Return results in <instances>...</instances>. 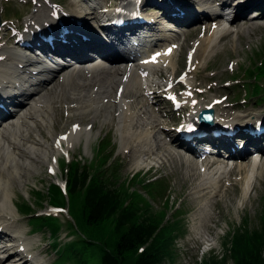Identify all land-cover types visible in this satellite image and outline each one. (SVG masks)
I'll return each instance as SVG.
<instances>
[{
    "label": "bare ground",
    "instance_id": "6f19581e",
    "mask_svg": "<svg viewBox=\"0 0 264 264\" xmlns=\"http://www.w3.org/2000/svg\"><path fill=\"white\" fill-rule=\"evenodd\" d=\"M118 1L119 4L127 1L130 4L133 3L135 10L142 14L143 9H145L144 6L147 9V6L153 5L163 12L161 16L181 27L201 20L206 22L203 23L201 38L192 44L188 42L184 47V49L192 50L191 68L184 73L182 78L186 85H180L178 88L174 86L182 60L177 61L179 67H176L177 63L176 66L174 64L176 50L172 48L171 51H168V48L174 46L177 37L169 39L168 35L163 34L162 37L164 38L161 40V45L152 51H148V42L145 45L140 32H134L132 36L135 38L132 40L130 37L123 40L119 34L112 39L109 37L110 32L96 26L97 13H95V18L90 16L94 12L83 11L85 9L76 5L74 1L67 5L69 6L68 9L59 5L53 8V6L37 1L34 12L24 21L25 28L21 32L22 37L30 40L31 43L42 45L43 50L49 53V46L36 39V35L39 32L53 34V50L58 52L61 57L66 53L67 57H71L75 61L73 64L75 67L70 70L67 68L71 65L60 66L56 62L54 63L57 67H53L44 64L38 57L30 56L27 58L26 55L31 48L19 49L18 46L15 49L0 44V94L6 96L0 95V104L11 106L9 108L13 107L14 109L11 111L8 107H6V111L0 109V119L5 117L1 122L2 125L0 124V264L9 258L12 252L17 253L12 264H38L37 254L31 251V240L24 236L15 218L17 215L14 211L16 204L13 202L12 196H14L16 185L21 186V179L34 178L37 164L41 162L48 163L47 168L53 170L52 177L57 184L62 182L56 175V163L60 160L58 157L60 158L63 153H68L73 143H78L80 140H84L85 143L89 142L92 130L85 123L90 120V117L100 120L108 115L113 116L112 122L119 132L120 151L124 155L129 154L134 159L136 170L147 166V160H150L155 152L162 153L161 157H164L167 162L184 166L187 169L185 176L175 171L172 172V176L176 182H181L184 190L192 187L191 199L185 202L186 207L193 208L194 205H199L204 212L193 214L190 238L179 241L178 247L202 244V252H205L203 256L211 249L220 247L222 245L221 237H218V233H212L211 224L217 227L218 222L223 220V215L215 211L223 207L227 201L231 202L238 195L243 200L247 198L246 201L251 202L248 196L255 190L252 180L262 173L264 167V163L261 165L260 160V156L264 153V141L242 142V147L250 144L256 152L249 160H243L247 154L246 151L238 150L231 153V159L240 160L234 161L229 171H226L224 167L222 168L218 160L212 162L205 160L201 163V167H203L201 181L196 185L200 179L196 172V162L185 160L179 154L175 155L173 150L182 149L192 153L191 155L196 158L201 156L202 151L190 143L181 142L178 138L179 129L174 134H170L161 120V111L154 108L157 103L162 101V96L157 95L156 88H168L164 92L173 95L174 89L178 90L182 87L185 91L181 93L179 100L181 105L189 107L184 122L192 127L194 133L201 132L200 128L203 126L202 124L201 127L197 125L201 123L202 117L199 120L196 118L203 111L210 110V121L211 118L212 121L210 125L202 129V132L207 133L206 131H210L212 127H217L216 125L220 124L229 126L238 134L242 129L243 122L241 121H244L245 117H235L233 116L234 113L231 116H229L230 113H226L228 116L224 114L225 108L221 104H214L217 98L214 96L204 97L202 93L197 91L204 86L202 84L195 85L193 79L201 77L202 70L198 71L197 69L204 70L208 67L209 59L214 54L216 55L221 42L230 34H234L237 39V43L232 44L236 50L243 46L244 35H247V41H249L250 37L256 34H251L254 30L249 29L250 27L238 31H232L231 28L233 22L249 10L257 9L255 14L257 13L258 17L263 16L264 0ZM209 5H215L217 10L222 8L230 10L232 16L229 18L228 14L225 16L219 14L215 12L216 9L210 10L212 12L209 14L207 11L205 12V8H209ZM106 10L107 8L101 10L103 16L106 15ZM259 10L260 13L256 12ZM54 11H56V16H54ZM143 15L146 16L147 13L144 12ZM147 18L150 21L152 16ZM152 20L156 22L158 17ZM63 27L69 31L67 35L61 34ZM198 33L199 31H189L185 34L191 41ZM64 40L66 41L65 44L62 43ZM16 44L18 45V42ZM120 51H139L144 55L137 60L124 59L117 55ZM94 54L97 55L96 58H94ZM255 54L256 59L264 57V49L262 53L257 52ZM154 55H156L155 62L149 63V59ZM255 63L252 62L250 68H254ZM200 65L202 66L199 68ZM60 74L63 81L61 85H57L54 90H49L45 96L42 95L33 99L44 92V85L50 84L55 75ZM38 75L45 77L40 78ZM153 76H157L162 83L158 84L150 80ZM209 80L206 79V81ZM28 85L30 88L26 89V92L21 95L17 93L19 87ZM210 90L211 88L207 91ZM10 96L12 102L16 104L9 102ZM174 98L178 99L177 97ZM54 104L56 106H53ZM50 112L56 114V123L48 136L45 131L49 128L47 123ZM65 115L67 118L66 125L58 126V121ZM67 123L69 124L68 127ZM159 134L165 136L167 140L164 142L162 138L158 137ZM233 138L236 140L234 144L239 143L237 135ZM205 139L213 140L208 134ZM191 140L193 143L197 142L195 138ZM255 140L258 138H254ZM201 141L202 139L198 140V142ZM213 143L215 144L213 149L215 148L216 151L224 148L222 142L214 141ZM42 157V161H39ZM62 163L61 161L60 165ZM161 167L158 171L161 170ZM236 174L241 176V182L230 183L231 187L226 188L220 195V189L224 185L222 176ZM261 194L256 198L255 203L260 201ZM21 206L28 208L26 204H21ZM207 207L214 211L213 215L206 212ZM241 210L244 213L243 207L239 209V212ZM259 221L261 226L255 230L249 228L247 222H245L247 223L245 228L232 230L226 245L233 246L232 240L236 237L235 234L241 230L251 231L252 235L256 232L262 234L264 230V197L261 199ZM171 223L174 226L180 225L178 231ZM167 224L168 232L184 233L179 220L169 221ZM209 234H213L217 240L215 241ZM8 241L13 242L15 250L9 247L12 243L7 244ZM171 247H174V243Z\"/></svg>",
    "mask_w": 264,
    "mask_h": 264
},
{
    "label": "rangeland",
    "instance_id": "374dc122",
    "mask_svg": "<svg viewBox=\"0 0 264 264\" xmlns=\"http://www.w3.org/2000/svg\"><path fill=\"white\" fill-rule=\"evenodd\" d=\"M40 1L43 3H56V5L64 6L65 9H68L69 6L67 5L74 1L76 5H79V7L81 6L85 10L88 9L86 2H89L88 0ZM98 2L101 4H113L115 0H98ZM34 3H36V0H0V21L2 22L0 27V44L15 49L18 47L15 45V41L18 39L17 35H20L19 33L24 30V21L34 12ZM70 7L74 8L72 5H70ZM147 7L148 8L146 9V6H144L145 9H143V14L144 12L147 13L145 17L152 16V18H156L160 16L158 10L153 8L155 6L150 5ZM215 9V5H209V8H205V12L207 11V13H210L212 12L210 10ZM255 10L257 9L249 10L239 19L235 20L231 30L238 31L250 27L249 29L252 28L254 30L251 34H256L251 36L249 41H247V35H244L243 46L237 50L232 46V44L237 43V39L234 34H230L228 38L221 42L216 55L214 54V56L209 59L208 67L204 70L197 69L198 71L202 70L201 77L199 79H193L195 85L202 84L204 86L197 90L202 93L204 97L214 96L217 98L214 104L220 102L219 104L225 108L226 112H224V114L230 113L229 116H231L234 113L233 116L235 117H245L244 121H241L243 122V125L261 122L262 117L259 119L256 118L264 114V76L258 80L249 79L251 77L264 75V73L256 72L249 74L250 71L244 72L245 70L251 69L250 66L252 65V62H256L255 64L259 63L261 58L256 59L255 53H262V50L264 49V15L256 17L257 13L255 14ZM217 12L221 11L217 10ZM223 12L226 14L229 10H223ZM256 12L260 13L261 11L259 10ZM203 23L206 22L203 20L191 22L184 27L173 28L172 30H176L177 33L170 31L166 33L170 39L177 37L175 42L179 44V49L174 56L175 66L179 59L182 60L181 66L179 67L178 63L176 66L179 67V71L175 78V87L182 84L186 85V83L182 81V77L186 70L190 69V64L186 59L189 49H184V47H186L188 42L192 44L197 41V39L201 38L203 34ZM157 26L158 29L162 27H173L170 22L163 18H158ZM11 29H14L16 34H13ZM189 31H199V33L195 38L189 41L186 37L187 34H185ZM162 34V32L159 33L158 31V35ZM29 55L36 56L35 53H29ZM41 60H43V58H41ZM44 60L47 64L56 66V63H52V61L50 63L49 60ZM60 62L61 64L64 63L65 65H71L67 69L73 70L75 67V65H73L75 61L70 57L65 56ZM201 66L202 65H200L199 68ZM38 76L40 78L45 77L42 75ZM206 79L210 80L206 81ZM151 80L154 83H162L157 76H153ZM61 83H63L61 74L55 75L54 80L50 84L43 86L45 89L44 92L35 96L33 99L42 95L45 96L49 90H54L55 87L59 84L61 85ZM254 87L261 89V97H250V94L248 93H250ZM209 88H211V90L208 92L207 90ZM161 89L163 88H156L157 95H163L161 94ZM184 91L180 90L176 94L180 95ZM22 93L21 90L19 94L21 95ZM161 99L162 101L157 103L154 109L161 111V120L165 125L166 130L170 132V134H174L175 129L183 122L189 107L183 105L180 109L173 111L170 103L163 97H161ZM53 106L56 105L54 104ZM2 107L3 108L1 109L5 111V107ZM91 118L92 117H90V120L85 123L91 127L92 130L89 142L85 143L84 140H80L78 143H73L69 148L68 153L61 154L60 158L57 155L58 159H60L59 162L56 163L57 177L65 183L67 179L66 172L72 167L71 162H78V166L83 172L92 175V177L98 180L107 182V184L117 192L126 189L128 182H130L128 189L135 192L138 196H141L143 198L142 200L146 203L148 202L150 205L149 212L148 208L147 210L144 209L142 204L139 203L137 205L138 217H146L148 221L153 222L160 228H165L166 225L168 226L167 222L169 221L179 220L184 233H180V235L177 236L173 234L170 235L171 240L176 239L173 242L174 247L170 248L167 245V252L163 256L161 264H236L233 259L234 245L236 244V241H238V238L240 237H247L246 239H249L253 235L251 231L241 230L236 234L233 233L236 235L232 240L234 243L233 246L230 247L226 245V243L232 230H237L241 227L244 228L247 223L248 227L254 230L261 226L259 215L261 213V199L264 197V167L262 168V173L259 174L256 179L252 180L255 190L248 196L251 202H247V198L243 200L242 197L238 195L234 197L231 202L227 201L224 203L223 207L215 211L216 213L220 212L223 215V220L218 222L217 227L211 224V227L213 228L212 233L219 234L218 237H221L222 245L207 252V254L203 256L200 253L198 254L195 246L178 247L179 241L190 238L191 219L193 214L204 212L199 205H194L193 208L186 207L185 202L191 199L190 193L192 192V187L188 190H184L181 182H176V179L172 176L173 171L185 176L187 174V169L184 166L167 162L164 157H161L162 153L155 152L150 159L151 161L149 159L147 160L148 165H153V172L151 175L149 177L143 176L145 172V169H143L138 172L136 177H133L137 171L134 168V159L131 158L129 154L124 155L120 151L119 132L116 125L112 122L113 116L108 115L105 118L102 117L100 120L97 118ZM66 121L67 118L65 115V117L58 121V126L63 127L66 125ZM55 123L56 114L50 112L47 123L49 128L45 131L48 136ZM68 126L69 124L67 123V127ZM105 136L106 140L104 141L102 139ZM158 137L162 138L164 142L167 140L165 136L160 134ZM237 141L239 142L237 144H240V141ZM260 141H264V136L253 141V143ZM234 143L230 142V145L226 147L232 150L237 146ZM250 147L252 148V145L246 146V149ZM246 149L242 148L241 150L248 151ZM173 151L175 155L179 154L185 160H193L196 162V172L200 176L196 185L202 178L203 170L201 169V162L204 160L210 162L218 160V163L222 168L228 166L227 171L232 168L231 162L234 163V161L240 160L228 158L227 155H225L227 151H223L221 156L218 154H209L201 159H197L182 149H174ZM251 158V155L247 153L243 160H249ZM42 159L43 157L39 161H42ZM260 160L261 165H263L264 153L260 156ZM61 161L63 162L62 165H60ZM47 164L48 163L45 162L37 164L33 175L34 178H29L28 180L21 179V186L19 187L16 185L14 196H12L13 202L16 204L14 211L17 215H15V218L20 229L24 233V236L31 240V251L37 254V259L39 261L38 264H99L98 253L100 252V249L111 250L117 239V234L113 229V220L111 221L112 227L107 230L90 226L85 222L83 213L79 216L77 202H71V204L66 207L54 205V207L59 209V212L51 216H46L45 213L51 205H48L45 200L48 201L49 199L47 197H42V204H39V199L35 192H41L46 195L48 192V186L51 184L56 185L55 183H57L54 178L47 173ZM161 166L164 167L162 168ZM159 167H161V170L158 171ZM156 170L157 176H155L156 174H153ZM222 177L224 185L220 189V195H222L226 188L231 187L230 183L241 182V176L238 174L230 176L224 175ZM149 182L153 183L149 186H145ZM33 190L35 191L34 193ZM260 193H262L260 201L255 203L256 198ZM60 195L67 203L68 197L66 193L60 190ZM50 197H58V192L55 187L50 189ZM21 204H26L28 206L29 209L28 212H26L28 215L25 214L24 216L19 214V209H22L23 207ZM124 205L127 206L130 204L128 201H125ZM242 207L245 210L244 213H242V210L239 212V209ZM206 209L208 214H214L213 210H210L208 207ZM160 213H162L160 218H164V220L158 222L156 221L159 217L157 214ZM244 214L245 217L243 218ZM43 217L46 218H44V220L40 219ZM216 221H218V219H216ZM173 223H171L172 226L178 231L180 225L174 226ZM163 234L161 241H165L166 235L168 234L167 229L163 230ZM257 234L259 233H254V235ZM262 234H264V230ZM209 235H211L215 241L217 240L214 238L213 234ZM171 240H168L167 243ZM261 244L262 246L259 248L260 255L258 261L261 264H264V245L263 243ZM12 257H16V254H12L1 264H12ZM132 259V254L127 255V261L131 262Z\"/></svg>",
    "mask_w": 264,
    "mask_h": 264
},
{
    "label": "trees",
    "instance_id": "16d2710c",
    "mask_svg": "<svg viewBox=\"0 0 264 264\" xmlns=\"http://www.w3.org/2000/svg\"><path fill=\"white\" fill-rule=\"evenodd\" d=\"M255 71L264 73V58ZM261 76H255L261 78ZM253 95L259 96L257 89ZM66 190L72 200H81V213L85 222L92 226L109 218H115V233L117 240L111 251H102L100 264H161L171 240V232L167 231L165 241H161L163 229L146 217L137 216V205L143 198L135 192H129L128 187L121 192L111 188L107 182L90 177L83 172L78 162L73 163L67 172ZM50 190V189H49ZM58 197L50 199L53 205H62L59 189ZM38 197L41 193H37ZM128 201L130 205H124ZM27 211L26 207H23ZM156 221L161 222L162 218ZM247 238V237H246ZM238 238L234 245L233 259L236 264H261L259 260L261 243L264 245V234L253 235L249 239ZM168 245V246H167ZM132 254V261H127V255Z\"/></svg>",
    "mask_w": 264,
    "mask_h": 264
}]
</instances>
